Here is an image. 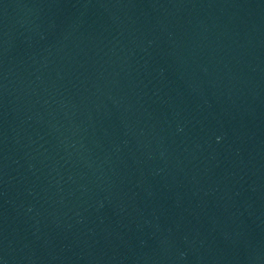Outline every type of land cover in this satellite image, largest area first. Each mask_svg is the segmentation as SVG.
Segmentation results:
<instances>
[{
    "label": "water",
    "instance_id": "1",
    "mask_svg": "<svg viewBox=\"0 0 264 264\" xmlns=\"http://www.w3.org/2000/svg\"><path fill=\"white\" fill-rule=\"evenodd\" d=\"M0 264H264V0H0Z\"/></svg>",
    "mask_w": 264,
    "mask_h": 264
}]
</instances>
